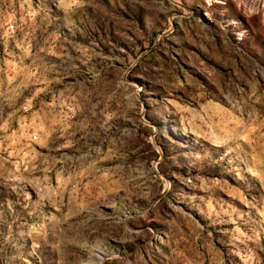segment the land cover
<instances>
[{"label": "rangeland", "instance_id": "1", "mask_svg": "<svg viewBox=\"0 0 264 264\" xmlns=\"http://www.w3.org/2000/svg\"><path fill=\"white\" fill-rule=\"evenodd\" d=\"M0 264H264V0H0Z\"/></svg>", "mask_w": 264, "mask_h": 264}, {"label": "bare ground", "instance_id": "2", "mask_svg": "<svg viewBox=\"0 0 264 264\" xmlns=\"http://www.w3.org/2000/svg\"><path fill=\"white\" fill-rule=\"evenodd\" d=\"M101 259H103V256H101Z\"/></svg>", "mask_w": 264, "mask_h": 264}]
</instances>
